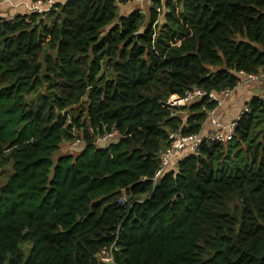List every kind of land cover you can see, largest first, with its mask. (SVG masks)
Returning a JSON list of instances; mask_svg holds the SVG:
<instances>
[{"label":"trees","instance_id":"16d2710c","mask_svg":"<svg viewBox=\"0 0 264 264\" xmlns=\"http://www.w3.org/2000/svg\"><path fill=\"white\" fill-rule=\"evenodd\" d=\"M132 2L0 18V264H264V100L151 181L170 135L199 133L214 107L170 97L264 72V0L119 15ZM63 143L76 154L57 158Z\"/></svg>","mask_w":264,"mask_h":264},{"label":"built area","instance_id":"2783aa9c","mask_svg":"<svg viewBox=\"0 0 264 264\" xmlns=\"http://www.w3.org/2000/svg\"><path fill=\"white\" fill-rule=\"evenodd\" d=\"M143 0H133L134 3L141 2ZM54 3L52 0H33L26 7L29 14L43 15L48 13ZM4 5L11 6V0H0V8ZM158 12L161 10L157 9ZM12 18V17H11ZM10 18V19H11ZM243 80L240 84H262L264 83V72L258 75H241ZM233 90H223L219 93H206L204 90L198 87L191 88L184 91L181 97H170L165 105L179 109L181 107L189 106L195 102L203 99H207L208 102L214 103V107L205 110V121L202 125V129L199 133L193 135L181 136L178 133L170 135L168 146L159 154V168L155 172L152 182L156 183L159 178L166 172L172 171L176 173L178 171L179 164L188 156H198L199 148L205 141H211L215 143L226 144L234 136V130L237 122L242 114L249 112V107L245 106L242 111L234 117L231 121L224 123L219 115L218 109L224 104L228 98L232 95ZM119 136L117 131H111L109 134L104 135L96 139L97 145H103L106 142L117 139ZM142 179L141 182H144ZM125 201L124 198L120 200L121 203ZM113 247L109 250H103L100 253V260L104 263H113L111 258V252Z\"/></svg>","mask_w":264,"mask_h":264},{"label":"crops","instance_id":"0c3cea01","mask_svg":"<svg viewBox=\"0 0 264 264\" xmlns=\"http://www.w3.org/2000/svg\"><path fill=\"white\" fill-rule=\"evenodd\" d=\"M33 0H11V6L4 5L0 8V18L10 19L18 15H27L26 7ZM54 3L63 4L67 0H52ZM258 97L264 100V83L240 84L237 86L228 100L218 109L220 119L227 123L234 119L242 109L247 106L251 98Z\"/></svg>","mask_w":264,"mask_h":264},{"label":"rangeland","instance_id":"374dc122","mask_svg":"<svg viewBox=\"0 0 264 264\" xmlns=\"http://www.w3.org/2000/svg\"><path fill=\"white\" fill-rule=\"evenodd\" d=\"M155 1H159L160 5L162 6L165 0H143V1L138 2V3L132 2V3L128 4L127 6L119 7V15L124 16L133 10H140L142 13H144L146 16H148V10L150 7L154 6ZM162 10H161V12H162ZM160 19H162V15L160 16ZM81 107H80V109H81ZM178 114H180L181 118L184 120L185 116L187 114V111L186 110L180 111ZM77 146H78V144L63 143L61 145L60 150L57 153L56 157L58 158L59 156L64 155V154L75 155L76 154L75 148Z\"/></svg>","mask_w":264,"mask_h":264}]
</instances>
